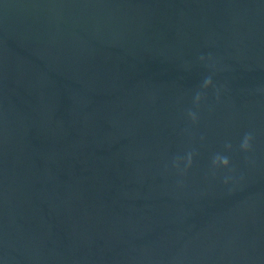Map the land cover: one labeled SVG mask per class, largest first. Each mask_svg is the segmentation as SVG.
Wrapping results in <instances>:
<instances>
[{
	"label": "water",
	"instance_id": "1",
	"mask_svg": "<svg viewBox=\"0 0 264 264\" xmlns=\"http://www.w3.org/2000/svg\"><path fill=\"white\" fill-rule=\"evenodd\" d=\"M0 264H264V0H0Z\"/></svg>",
	"mask_w": 264,
	"mask_h": 264
},
{
	"label": "clouds",
	"instance_id": "2",
	"mask_svg": "<svg viewBox=\"0 0 264 264\" xmlns=\"http://www.w3.org/2000/svg\"><path fill=\"white\" fill-rule=\"evenodd\" d=\"M211 81L210 80H206L205 81V87H207V85L210 83ZM200 97L199 95H197L196 97V100L199 101ZM249 140H250V136L246 135L245 138H244V141L241 145V148L244 149V150H247L248 147H249ZM226 147L230 148L231 145H226ZM188 163L189 165L191 164V154H189L188 156ZM229 163L228 161V158L225 156V157H221V156H216L214 157L213 159V165H216V164H219L221 166H227Z\"/></svg>",
	"mask_w": 264,
	"mask_h": 264
}]
</instances>
